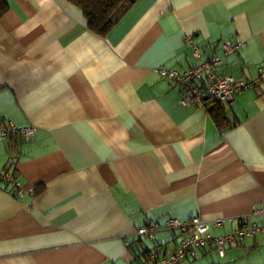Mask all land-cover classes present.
<instances>
[{"label":"crops","instance_id":"0c3cea01","mask_svg":"<svg viewBox=\"0 0 264 264\" xmlns=\"http://www.w3.org/2000/svg\"><path fill=\"white\" fill-rule=\"evenodd\" d=\"M4 1L0 121L35 135L0 141V170L34 191L0 181V264H147L182 234L136 232L169 218H199L215 237L244 217L264 226L251 215L264 208V80L219 102L218 126L156 71L218 57L217 75L255 78L264 0H137L104 36L66 0ZM226 42L244 47L225 54ZM187 264H264V232Z\"/></svg>","mask_w":264,"mask_h":264},{"label":"built area","instance_id":"2783aa9c","mask_svg":"<svg viewBox=\"0 0 264 264\" xmlns=\"http://www.w3.org/2000/svg\"><path fill=\"white\" fill-rule=\"evenodd\" d=\"M191 38H187L190 42ZM225 54H231L238 49L244 47V44L226 42L222 45ZM199 56L198 52H195ZM220 64L218 57H213L210 60L203 62L190 71L178 72L175 70L166 69L163 67L157 68L156 71L165 79L177 81L183 91L182 104L187 105L190 101H195L197 104H203L206 98L214 99L223 103H231L235 96L252 86H255L259 81L264 80V70H259V74L255 78H234L232 76L217 75L216 67ZM203 79L205 86L199 88L197 81ZM18 135L25 140L33 138L35 128H15L12 125H6L0 122V141H5ZM0 181L8 182L17 196H33L32 188H25L19 182L15 174L3 168L0 170ZM252 216L264 219V208L253 210ZM240 226L234 232L213 237L209 234V224L201 221L199 218H192L189 221L181 222L174 218H169L164 226L156 222L149 221L146 226L138 229L136 234L148 239H153L154 234L161 230L180 231L182 234L179 246L171 252L168 257L159 258L156 252H151L149 264H187L190 260L198 257L199 252L208 247H213L218 252L220 257L225 255L227 248H236L247 237H252L258 232H264V226L259 227L255 224L247 225V218L240 219ZM216 226L221 224L220 221L214 222Z\"/></svg>","mask_w":264,"mask_h":264},{"label":"trees","instance_id":"16d2710c","mask_svg":"<svg viewBox=\"0 0 264 264\" xmlns=\"http://www.w3.org/2000/svg\"><path fill=\"white\" fill-rule=\"evenodd\" d=\"M66 1H68L73 6L77 7L82 12L86 20L87 26L91 31L95 32L100 36H104L116 25V23L120 20L124 12L137 0H66ZM7 9L8 6L6 2L4 0H0V19L7 12ZM212 58L213 57H210L207 60H210ZM198 81L203 82V85L200 86L199 88L205 86L203 79ZM219 102L220 101L206 98L203 100V105L205 104L207 111L209 114H211V117L214 120V122L218 126H223L227 122V120L224 113L221 110L223 106L220 104L221 102L220 103ZM151 252L147 254L148 255L147 264L151 262L149 258L150 256L149 254Z\"/></svg>","mask_w":264,"mask_h":264}]
</instances>
